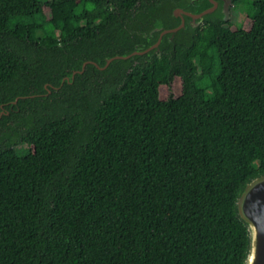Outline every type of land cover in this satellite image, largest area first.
<instances>
[{
  "label": "trees",
  "instance_id": "16d2710c",
  "mask_svg": "<svg viewBox=\"0 0 264 264\" xmlns=\"http://www.w3.org/2000/svg\"><path fill=\"white\" fill-rule=\"evenodd\" d=\"M244 2L249 30L208 21L46 97L64 70L150 45L173 2L0 0V114L20 108L0 118V264L245 263L237 199L264 175V0L234 11ZM10 122L24 127L8 141Z\"/></svg>",
  "mask_w": 264,
  "mask_h": 264
},
{
  "label": "water",
  "instance_id": "95a60500",
  "mask_svg": "<svg viewBox=\"0 0 264 264\" xmlns=\"http://www.w3.org/2000/svg\"><path fill=\"white\" fill-rule=\"evenodd\" d=\"M173 4L167 13L171 19L170 26H154L143 38L149 39L150 45H137L136 50L127 55H117L106 59V68L114 60H128L137 56L150 54L155 57L161 51V45L168 41L173 50L175 40L180 32L191 33V36L206 22L220 20L229 22L232 19V8L235 0H172ZM86 63L76 74H83ZM18 99L14 102L16 104ZM3 107V106H2ZM4 112H1V116ZM237 211L249 232V249L244 264H264V175L249 181L240 191L237 199Z\"/></svg>",
  "mask_w": 264,
  "mask_h": 264
},
{
  "label": "flooded vegetation",
  "instance_id": "af4514ba",
  "mask_svg": "<svg viewBox=\"0 0 264 264\" xmlns=\"http://www.w3.org/2000/svg\"><path fill=\"white\" fill-rule=\"evenodd\" d=\"M115 61H126V60H122V59L114 60V61L110 62L106 68H103L104 66H100L98 63H95L94 61H91V60L87 61V62H85L86 65H85L84 72H83L82 76L84 74H88L86 78L93 81L94 79L99 80V76H101V75L109 76L111 72H120L121 67L119 66V64H114ZM84 64L81 66L82 67L81 70L83 69ZM70 72H71L70 69L64 70V72L62 73L63 77H62V80H61V83L59 86H53L52 85L50 88L46 86L45 88L48 90V92H47V94H45V96L48 97L49 95L51 96L54 94H59V92L61 91V89L63 87H65V85H70L71 86L70 90H73L72 85L76 81H81V80L79 79L80 76H78V74H76L75 77L72 79L71 78L72 73H70ZM97 75H99V76H97ZM12 113H14V114L20 113V108L18 107V103L13 104V106L11 105L9 110H6L4 112V115L10 116ZM12 125H13V123L10 122L9 125L7 126V128L5 129V134L8 135L7 136L8 141L11 140V138L14 136L15 132H17L19 130V128L23 129V127H24V124H22L21 122L15 123L14 126H12Z\"/></svg>",
  "mask_w": 264,
  "mask_h": 264
},
{
  "label": "rangeland",
  "instance_id": "374dc122",
  "mask_svg": "<svg viewBox=\"0 0 264 264\" xmlns=\"http://www.w3.org/2000/svg\"><path fill=\"white\" fill-rule=\"evenodd\" d=\"M44 1V0H42ZM254 1V0H252ZM248 2V1H247ZM235 8L233 6L232 8V19L230 21L236 22L239 26H241L243 29L249 30L252 27V20L248 17V15H252V13L249 11V8L247 7V3L245 2L237 8L238 11H234ZM250 13V14H248ZM229 21V22H230ZM182 93V81L180 79H177L175 85H174V94L178 97ZM160 97L162 100L166 99L168 97V91L165 87H162L160 90ZM25 146L20 145L18 146V149L23 150Z\"/></svg>",
  "mask_w": 264,
  "mask_h": 264
}]
</instances>
